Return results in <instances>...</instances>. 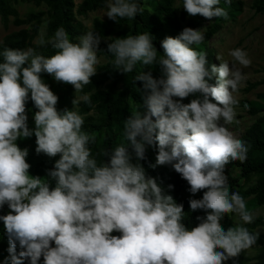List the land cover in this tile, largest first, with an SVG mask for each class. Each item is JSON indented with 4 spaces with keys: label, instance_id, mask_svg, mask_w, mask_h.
<instances>
[{
    "label": "clouds",
    "instance_id": "9594fccd",
    "mask_svg": "<svg viewBox=\"0 0 264 264\" xmlns=\"http://www.w3.org/2000/svg\"><path fill=\"white\" fill-rule=\"evenodd\" d=\"M219 4L183 0V9L208 20L229 19ZM106 8L113 21L133 20L144 11L138 0H107ZM47 27L45 18L34 43L55 54L45 56L34 47L0 52V209L10 210L0 216L9 243L5 264H39L41 258L43 264H238L259 238L245 226L255 215L239 192H230L225 175L226 166L245 162L249 151L227 127L236 117L241 70L227 61L208 67L207 54L191 47L204 41L202 30L186 27L178 37H166L159 58L148 32L108 37L115 71L128 74L138 63L155 64L161 77L135 76L143 82L141 107L123 121L126 143L106 151L107 162L100 164L89 147L96 136L82 130L78 106L83 101L92 107L90 94L81 93L97 74L101 36L88 31L73 42L60 26L46 39ZM229 55L242 66L251 63L243 49ZM44 73L73 86V110L57 109L59 97ZM190 96L197 98L181 102ZM29 99L37 109L34 129L28 126ZM33 135L38 155L59 157L44 177L30 175L29 151L18 146ZM147 146L157 150L151 167L172 165L193 196L203 191L201 199L189 200L191 212L206 214L191 230L183 223L184 205L140 163ZM230 213L241 223L225 230L221 221Z\"/></svg>",
    "mask_w": 264,
    "mask_h": 264
},
{
    "label": "trees",
    "instance_id": "16d2710c",
    "mask_svg": "<svg viewBox=\"0 0 264 264\" xmlns=\"http://www.w3.org/2000/svg\"><path fill=\"white\" fill-rule=\"evenodd\" d=\"M33 3L36 7H44V10L33 11L21 17L16 4ZM107 0H83L79 5L75 0H0V19L5 25H8L13 18V24L17 27L29 26L22 28L7 35L0 44V52L5 48L25 49L34 47L36 50L45 55L51 56L55 54V50L50 46H38L33 43L34 39L39 35V28L45 18L48 21L46 39L50 38L55 30L63 26L69 34V38L73 42H77L78 38L88 31H94L101 36L99 56L106 59V63L97 68V74L91 78V83L84 86L81 95L90 94L92 107L83 101L78 106L80 114L84 118L82 130L95 134L96 143L90 144L89 147L92 156L102 164L107 157L104 156L106 151L111 150L121 143H126L123 137V121L130 116L133 111H138L142 103L143 82L135 81V76L140 73L151 72L153 77L159 79L161 71L159 66L155 64L151 66H143L138 63L132 73L121 74L115 71L111 61L114 59L107 53V43L104 42L108 37L126 38L129 34L150 33L153 37V45L159 55H163L161 42L166 37H178L184 28L199 29L203 24L212 22L206 30L205 42L194 46L193 48L199 52L207 54L208 67L215 64L218 66L214 51L206 46V42L210 41L214 35L222 30L227 20H236L244 13L245 2L243 0H232L231 4L220 0L218 5L224 8L229 15V19L212 18L208 20L202 16H190L185 10L178 13L176 7L177 2L183 6V0H138L144 11L136 16L133 20L119 19L118 21L95 19L92 29H87L78 21V16H87L91 12H95L106 7ZM252 9L258 14H264V0H253ZM3 57L0 56V62ZM42 79L50 87V89L59 97L57 109L62 111L67 108L73 110L72 101L75 98V89L71 85L58 83L47 73L42 74ZM215 78L209 81L215 84ZM264 84V80L260 82ZM197 98L190 96L181 101L184 104L189 103L192 99ZM179 99V98H174ZM215 102V101H213ZM27 115L34 122V114L37 111L33 102L29 99L27 103ZM251 114L256 116L255 122L246 130L245 134L240 137L248 146L249 151L247 160L243 163L233 161L226 166L225 175L228 176L230 192H239L246 201L247 209L251 212L257 207L264 206V96L260 97V101L252 103L250 109ZM28 120L30 129L32 122ZM36 138L18 140V146L21 149H28L29 155L27 162L31 165L30 175L41 176L46 175V170L52 169L56 158H49L44 154H37ZM146 159L141 161L147 175L156 176L158 183L173 195L178 204L184 205V221L185 226L191 230L197 226L200 221L197 217L205 216L203 211L191 212L189 200L191 198L201 199L203 191L193 196L187 181L182 179L172 165L151 167L156 163L157 150L152 146H147ZM172 185L171 190L168 186ZM54 186V182H53ZM7 205L0 209V216L7 215L9 212ZM235 214H228L224 217L222 227L228 229V220ZM250 232L257 233L258 228H264V216H256L251 224L245 225ZM119 235V233H113ZM54 246V244H53ZM9 243L6 232L4 230L3 221H0V264H5L8 253ZM20 251L17 245V253ZM255 252L254 255L251 252ZM29 264V261H25ZM39 264H43L41 258ZM226 264H236L233 260H229ZM238 264H264V234H259L257 243L251 248L240 254Z\"/></svg>",
    "mask_w": 264,
    "mask_h": 264
},
{
    "label": "rangeland",
    "instance_id": "374dc122",
    "mask_svg": "<svg viewBox=\"0 0 264 264\" xmlns=\"http://www.w3.org/2000/svg\"><path fill=\"white\" fill-rule=\"evenodd\" d=\"M82 1L83 0H75L77 5ZM243 1L245 2L244 13L236 20H227L224 23L222 30L214 35L210 41L206 42L207 48L214 51L218 66L220 63L227 61L230 64V67L234 64L235 67L239 68L244 77L238 87V91L234 94L239 101L238 106L235 108V121L232 124L227 125L229 131H231L238 139L245 134L246 130L257 118L250 112L252 103L260 101V97L262 95L264 96V84H260V82L264 80V14H258L252 9L253 0ZM15 6L21 17H24L29 12L45 9L44 7H36L35 4L28 2L18 3ZM176 7L178 13L184 10L179 2H177ZM106 11L107 8L105 7L104 9L91 12L87 16H78L77 19L85 26V28L92 29L95 19L109 20V18L105 16ZM212 22L213 21L203 24L197 30H202L205 34ZM28 27L29 26H15L13 24V18H11L8 25H5L0 19V44L7 35ZM36 39L37 37L34 41ZM104 42H108V40L105 39ZM204 42L205 40L202 43ZM194 46L196 45H191V47ZM236 48L243 49L247 53V58L251 61L249 66L245 67L240 65L229 55V52ZM98 58L100 59V64L97 65L96 68L106 63V59L103 56L98 55ZM245 104L248 105L247 109L244 107ZM28 120L30 119L28 118ZM30 122H32V124H30L31 126L35 125L33 120H30ZM150 177L155 178L158 182L156 176ZM251 212L255 217L264 216V206L257 207ZM224 221V219L221 221V225L225 223ZM233 222L241 223L239 217L235 215L228 220V228L233 226ZM257 232L259 234H264V228H258ZM251 254L254 255L255 252L253 251Z\"/></svg>",
    "mask_w": 264,
    "mask_h": 264
}]
</instances>
